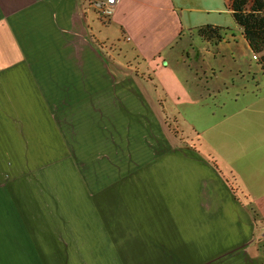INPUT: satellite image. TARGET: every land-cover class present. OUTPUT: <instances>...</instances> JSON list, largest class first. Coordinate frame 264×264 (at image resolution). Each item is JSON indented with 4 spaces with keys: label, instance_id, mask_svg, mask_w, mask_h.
<instances>
[{
    "label": "crops",
    "instance_id": "crops-1",
    "mask_svg": "<svg viewBox=\"0 0 264 264\" xmlns=\"http://www.w3.org/2000/svg\"><path fill=\"white\" fill-rule=\"evenodd\" d=\"M208 1L118 0L105 21L86 0H0V264H264L256 79L209 90L218 104L206 148L200 138L179 141L154 95L157 133L114 140L113 74L98 23L119 27L141 65H151L165 53L190 54L196 25L187 15L218 10L204 8L215 6ZM183 64L179 84L187 82ZM99 118L109 121L105 132ZM67 120H88L78 133L91 151L103 140L96 154L104 151L105 162H115L116 144L126 162L130 149L143 151L136 173L107 175L105 190L65 197L51 195L32 168L19 171L17 162H49L51 151L70 149L65 129L75 125Z\"/></svg>",
    "mask_w": 264,
    "mask_h": 264
},
{
    "label": "rangeland",
    "instance_id": "rangeland-1",
    "mask_svg": "<svg viewBox=\"0 0 264 264\" xmlns=\"http://www.w3.org/2000/svg\"><path fill=\"white\" fill-rule=\"evenodd\" d=\"M213 3L214 7L204 8L218 10L193 11L189 13L190 16L187 15V19L191 17L192 23L196 25L191 31V36L196 34L195 42H192L194 49H190L192 48L190 43H185L189 46L190 54L185 50L178 52L176 49L178 54L174 51H171L174 52L170 53L171 55L165 53L163 60L157 56L151 65L147 59L141 65L142 60L131 50V42L122 37L119 27L107 24L110 26L108 28L98 23L101 38L106 39L107 43V47L103 49V61L108 64L113 74L112 86L107 89L113 95L111 106L115 141L118 135L127 132L131 135L146 132L147 137L152 136L150 133H157L160 125L154 118L157 104L152 95L161 100V109L165 110V116L168 117V126L173 129L179 141L183 142L185 139L197 141L200 138L204 148L211 112L218 104L217 100L209 97V90L211 92L222 89L226 83L237 84L256 79L259 95L264 97V72L259 61L260 54H257L256 59L248 42L242 37V28L232 14L231 0L215 2L210 0L207 4ZM205 25H220L226 41L216 40L206 44L202 39L199 40L198 28ZM183 62L190 66L189 70H185L187 82L179 77L184 81L179 84L177 78ZM145 77L149 84H152L149 87L153 92L146 85ZM108 117H111V114H108ZM86 121L88 122L82 120L80 123L76 120H67L75 125L67 126L65 129L67 141L65 146L70 149L51 151L49 162H17L19 171L32 168L35 174L40 175L42 185L44 184L51 195L65 193V197L73 196L75 191L85 193L105 190L107 175L136 173L137 158L143 151L130 149L131 161L126 162L127 159L122 158L126 152L121 151L120 144H116L115 162H105L104 151L100 152L99 149L96 154V149L102 147L103 140H99L98 147L91 151L89 136L78 133L86 131L84 125ZM98 122L101 126L99 132L101 129L105 132L110 126L109 121L107 126L105 119L99 118ZM160 134L162 140L159 144H164L163 149L168 145L167 137L161 130ZM104 137V134L100 135L99 139ZM154 144L157 148V143ZM75 146H80L81 149L77 150Z\"/></svg>",
    "mask_w": 264,
    "mask_h": 264
},
{
    "label": "trees",
    "instance_id": "trees-1",
    "mask_svg": "<svg viewBox=\"0 0 264 264\" xmlns=\"http://www.w3.org/2000/svg\"><path fill=\"white\" fill-rule=\"evenodd\" d=\"M231 10L251 50L255 55L260 54L259 61L264 72V0H231ZM198 33L208 41L223 39L222 27L218 25L201 26ZM210 158L216 166V161Z\"/></svg>",
    "mask_w": 264,
    "mask_h": 264
},
{
    "label": "built area",
    "instance_id": "built-area-1",
    "mask_svg": "<svg viewBox=\"0 0 264 264\" xmlns=\"http://www.w3.org/2000/svg\"><path fill=\"white\" fill-rule=\"evenodd\" d=\"M87 3L95 8L103 17L105 21H107L113 11V6L117 3L118 0H86ZM256 59H258L257 55H254ZM261 237L264 239V227L261 231Z\"/></svg>",
    "mask_w": 264,
    "mask_h": 264
}]
</instances>
